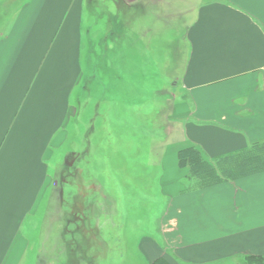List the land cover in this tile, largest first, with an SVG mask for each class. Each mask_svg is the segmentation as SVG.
I'll use <instances>...</instances> for the list:
<instances>
[{
  "label": "crops",
  "instance_id": "1",
  "mask_svg": "<svg viewBox=\"0 0 264 264\" xmlns=\"http://www.w3.org/2000/svg\"><path fill=\"white\" fill-rule=\"evenodd\" d=\"M153 1L162 13L171 6L192 17L180 83L186 99L173 111L174 136L159 162L163 244L148 237L140 249L148 264L264 259V172L191 189L189 167L178 161L190 146L214 162L264 141V0ZM85 2L0 0V264H36L31 234L54 189L48 161L83 77Z\"/></svg>",
  "mask_w": 264,
  "mask_h": 264
},
{
  "label": "rangeland",
  "instance_id": "2",
  "mask_svg": "<svg viewBox=\"0 0 264 264\" xmlns=\"http://www.w3.org/2000/svg\"><path fill=\"white\" fill-rule=\"evenodd\" d=\"M154 3L85 2L83 77L48 161L54 189L31 234L36 264H148L142 240L163 244L159 162L174 136L173 111L186 99L192 12L162 13Z\"/></svg>",
  "mask_w": 264,
  "mask_h": 264
},
{
  "label": "trees",
  "instance_id": "3",
  "mask_svg": "<svg viewBox=\"0 0 264 264\" xmlns=\"http://www.w3.org/2000/svg\"><path fill=\"white\" fill-rule=\"evenodd\" d=\"M180 167H189L193 179L191 189L213 187L230 180H236L264 172V141L252 144L249 148L231 154L214 162L208 161L195 146L182 148L178 152ZM151 264H172L164 257ZM241 264H264L261 257H247Z\"/></svg>",
  "mask_w": 264,
  "mask_h": 264
}]
</instances>
